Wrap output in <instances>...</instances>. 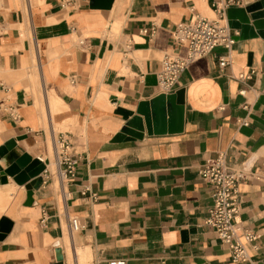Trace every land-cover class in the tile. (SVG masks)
Here are the masks:
<instances>
[{
    "label": "crops",
    "instance_id": "1",
    "mask_svg": "<svg viewBox=\"0 0 264 264\" xmlns=\"http://www.w3.org/2000/svg\"><path fill=\"white\" fill-rule=\"evenodd\" d=\"M101 5L0 0V147L15 144L1 163L6 168L25 154L53 160L62 135L79 157L64 185L68 196L61 180L43 171L39 188L11 176L0 184V219L15 221L0 240V264H53L56 243L64 264L71 263L69 248L73 264L78 257L87 264H244L232 261L205 223L212 189L199 170L222 152L251 172L239 185L240 217L259 235L251 261L264 264V37L236 39L224 68L223 46L188 66L174 90H186L181 132L148 134L144 122V138L113 141L142 101L166 93L158 79L163 56L186 52L174 43L176 26L195 14L214 18L215 9L213 0ZM127 111L133 114L125 118ZM74 216L86 225L80 233L71 229Z\"/></svg>",
    "mask_w": 264,
    "mask_h": 264
},
{
    "label": "built area",
    "instance_id": "2",
    "mask_svg": "<svg viewBox=\"0 0 264 264\" xmlns=\"http://www.w3.org/2000/svg\"><path fill=\"white\" fill-rule=\"evenodd\" d=\"M68 3L69 0H64ZM223 3V5H221ZM243 0H213L215 13L219 19H211L207 16L197 14L189 21L181 22L173 32L174 43L178 47H185L183 55L167 54L162 60V68L158 74L159 84L162 91L172 92L175 90L180 76L188 66L195 60L202 58L216 47L223 46L228 51L220 56L219 65L224 68L230 63L231 47L236 42V36L240 30L234 28L229 23L228 9L234 5H241ZM225 20L226 22H222ZM148 32V29H144ZM155 29H151L154 35ZM250 77L249 74H241V79ZM241 93H245L242 90ZM60 153H58L59 174L68 179L74 177L79 164V157L73 151L72 142L68 135H62L58 140ZM45 165L42 174L47 179L51 177V172L47 168L46 161L38 157ZM199 173L208 182L212 189V204L209 208V215L205 221L207 225L214 229L219 239L225 243L231 252L234 263L254 264L249 255L248 246L254 243L259 235L246 228L240 217V189L242 181L251 175L247 166H234L227 160L225 153H219L215 157L208 158L201 166ZM90 187L85 186L81 193L86 196L90 192ZM93 201L97 200V194L91 193L89 196ZM45 219H42L44 222ZM71 229L82 231L85 224L82 220L74 216L70 219ZM244 238V240H242ZM109 264H127L125 259H113Z\"/></svg>",
    "mask_w": 264,
    "mask_h": 264
},
{
    "label": "water",
    "instance_id": "3",
    "mask_svg": "<svg viewBox=\"0 0 264 264\" xmlns=\"http://www.w3.org/2000/svg\"><path fill=\"white\" fill-rule=\"evenodd\" d=\"M114 0H92L93 6L96 2H104L101 5L103 8H111ZM264 3L256 2L246 8L231 7L228 10L229 23L234 28H239L241 34L237 35L236 39H243L249 36L260 34L264 37V10L261 11ZM248 12L251 13L249 17ZM253 19V23L251 22ZM252 23V24H251ZM185 88H180L171 94L161 93L150 101H142L137 109V114L133 115L131 119L122 128L114 138L113 141L142 139L145 135V125L148 134H164V133H178L184 128L185 123ZM182 94H184L182 98ZM125 118L132 115V111L123 112ZM139 114V115H138ZM140 115H143L144 118ZM145 122V125H144ZM15 146L13 141H8L4 146L0 147V158ZM23 166V168L19 167ZM45 165L39 163L38 160H32L28 155H22L9 168L12 176H19L24 173V178L20 183H25L30 178L38 176ZM20 168V169H19ZM1 169V168H0ZM16 169L15 171H13ZM6 177L3 174L2 180ZM42 178L33 183L35 188L42 185ZM33 189H28V202L32 203ZM2 232H0V240L6 237V234L11 230V224L4 225L0 223ZM57 261L53 264H64V255L60 248H56Z\"/></svg>",
    "mask_w": 264,
    "mask_h": 264
},
{
    "label": "bare ground",
    "instance_id": "4",
    "mask_svg": "<svg viewBox=\"0 0 264 264\" xmlns=\"http://www.w3.org/2000/svg\"><path fill=\"white\" fill-rule=\"evenodd\" d=\"M223 3L224 2H222V4L221 5H223ZM231 8V7H230ZM229 10V9H228ZM197 14H195L194 16H196ZM194 16H193V18H194ZM209 18H211V17H209ZM211 19H219V17L217 16V14L215 13V17L214 18H211ZM185 22V21H184ZM222 22H226L225 20H222ZM181 23V22H180ZM177 27V26H176ZM81 39H83V38H81ZM81 39L79 40V41H81ZM169 55H177L176 53H173V52H169L168 53ZM167 54H165L164 56H163V59L165 58V56H166ZM162 59V60H163ZM164 92H166V90H164ZM166 93H168V92H166ZM56 156H55V159H53V160H51V158L50 157H48L47 155H40L39 157L41 158V159H43V160H45L46 161V164H47V168L49 169V171L51 172V176H52V178L53 177H55V176H57L60 180H61V182H62V184H63V186L64 185H66V179L64 178V177H62L60 174H59V170H58V153H60V146H59V143H58V139H57V142H56ZM5 157H7V156H4L3 158H5ZM12 164L10 163L6 168H3L4 170L5 169H8L10 166H11ZM6 171V170H5ZM5 175H6V177H4V179H3V181H0V184H5V183H7L8 182V176H11V177H13L11 174H9V173H5ZM24 173H21L19 176H17L16 178H14V180L16 181V183H18L19 185H23V184H26V183H29L30 182V184L31 185H28V186H32V187H34L33 186V183H35L36 182V180L37 179H39V177H41L42 178V181H44L43 180V175L40 173L38 176H36V177H33V178H31L30 179V181H27V182H25V183H20V180L22 179V178H24ZM31 189V188H30ZM65 189V190H64ZM63 191H66V194H67V196L69 195L68 194V189L64 186V188H63ZM4 217V216H3ZM3 217H1V219L3 218ZM75 231V230H74ZM75 232H79V231H75ZM242 240H244V238H242ZM56 245V247L57 248H60L61 250H62V248L60 247V243H56L55 244ZM248 248H249V255H250V245L248 246ZM62 253H63V250H62ZM57 254V253H56ZM64 255V254H63Z\"/></svg>",
    "mask_w": 264,
    "mask_h": 264
},
{
    "label": "rangeland",
    "instance_id": "5",
    "mask_svg": "<svg viewBox=\"0 0 264 264\" xmlns=\"http://www.w3.org/2000/svg\"><path fill=\"white\" fill-rule=\"evenodd\" d=\"M65 130H67V129H65ZM64 129L62 130V131H65ZM5 156V154L0 158V181L2 180V177H3V174H5V173H9V174H11V172H9V168L12 166H10L8 169H3L4 167H5V165L4 164H2L1 163V159L3 158ZM36 160H38L39 161V163H42L38 158H36ZM16 162V161H15ZM15 162H13V163H15ZM13 163H11V164H13ZM19 167H21V168H23V166H19ZM20 169V168H19ZM44 169H45V167H44ZM16 169H14L13 171H15ZM12 175V174H11ZM13 178H16L15 176H13ZM51 178V177H50ZM44 182V181H43ZM49 182H51V179L49 180ZM43 184V183H42ZM2 222H3V224L4 225H8V224H11V226H13V224L15 223V221L14 220H12L11 218H9V217H3L2 219H0V223L2 224ZM0 232H2V230H1V227H0ZM81 231H79V233H80ZM3 233V232H2ZM217 234V233H216ZM218 236V235H217ZM76 251L79 253V252H82V248H81V246L80 247H78L77 249H76ZM69 257H70V264H73V257H72V251L70 250V248H69ZM79 255V254H78ZM78 261H79V264H87L88 263V260H86V259H83L82 257H78Z\"/></svg>",
    "mask_w": 264,
    "mask_h": 264
}]
</instances>
